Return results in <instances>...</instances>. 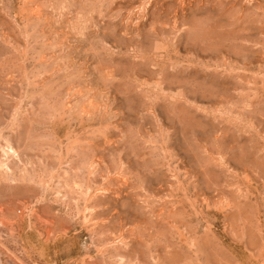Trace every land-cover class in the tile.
<instances>
[{"label":"rangeland","instance_id":"374dc122","mask_svg":"<svg viewBox=\"0 0 264 264\" xmlns=\"http://www.w3.org/2000/svg\"><path fill=\"white\" fill-rule=\"evenodd\" d=\"M0 264H264V0H0Z\"/></svg>","mask_w":264,"mask_h":264}]
</instances>
